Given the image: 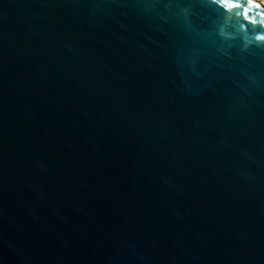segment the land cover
Returning <instances> with one entry per match:
<instances>
[{
	"label": "water",
	"instance_id": "obj_1",
	"mask_svg": "<svg viewBox=\"0 0 264 264\" xmlns=\"http://www.w3.org/2000/svg\"><path fill=\"white\" fill-rule=\"evenodd\" d=\"M260 36L259 0H0V264H264Z\"/></svg>",
	"mask_w": 264,
	"mask_h": 264
},
{
	"label": "snow or ice",
	"instance_id": "obj_2",
	"mask_svg": "<svg viewBox=\"0 0 264 264\" xmlns=\"http://www.w3.org/2000/svg\"><path fill=\"white\" fill-rule=\"evenodd\" d=\"M222 2V0H221ZM253 22L255 23V18H253ZM259 39L264 40V36H260Z\"/></svg>",
	"mask_w": 264,
	"mask_h": 264
},
{
	"label": "rangeland",
	"instance_id": "obj_3",
	"mask_svg": "<svg viewBox=\"0 0 264 264\" xmlns=\"http://www.w3.org/2000/svg\"><path fill=\"white\" fill-rule=\"evenodd\" d=\"M259 1H262V2H264V0H259Z\"/></svg>",
	"mask_w": 264,
	"mask_h": 264
},
{
	"label": "bare ground",
	"instance_id": "obj_4",
	"mask_svg": "<svg viewBox=\"0 0 264 264\" xmlns=\"http://www.w3.org/2000/svg\"><path fill=\"white\" fill-rule=\"evenodd\" d=\"M260 2L264 4V2H262V1H260Z\"/></svg>",
	"mask_w": 264,
	"mask_h": 264
}]
</instances>
